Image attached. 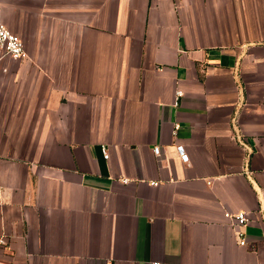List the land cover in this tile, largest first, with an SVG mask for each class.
<instances>
[{
	"label": "crops",
	"instance_id": "1",
	"mask_svg": "<svg viewBox=\"0 0 264 264\" xmlns=\"http://www.w3.org/2000/svg\"><path fill=\"white\" fill-rule=\"evenodd\" d=\"M0 21L29 54L0 61V264H264V0H0Z\"/></svg>",
	"mask_w": 264,
	"mask_h": 264
},
{
	"label": "built area",
	"instance_id": "2",
	"mask_svg": "<svg viewBox=\"0 0 264 264\" xmlns=\"http://www.w3.org/2000/svg\"><path fill=\"white\" fill-rule=\"evenodd\" d=\"M29 54L25 48L24 40L14 33L6 24L0 21V61L6 58L9 59H25L28 58ZM1 67V64H0ZM182 94L178 90V97ZM178 151L180 152L181 158L184 161H188V154L185 153L184 147L178 145ZM156 152H159V148H156ZM105 158H109L107 148H104ZM127 182L128 180H124ZM231 221L236 235L238 237L239 244L242 246L247 245L246 227L249 224V219L245 211H239L237 213H226ZM153 264H162L161 262H154Z\"/></svg>",
	"mask_w": 264,
	"mask_h": 264
}]
</instances>
